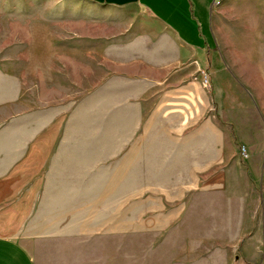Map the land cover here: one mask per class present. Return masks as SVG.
<instances>
[{"label": "rangeland", "instance_id": "1", "mask_svg": "<svg viewBox=\"0 0 264 264\" xmlns=\"http://www.w3.org/2000/svg\"><path fill=\"white\" fill-rule=\"evenodd\" d=\"M213 29L218 50L199 58L140 9L0 0V152L38 139L88 151L82 197L50 188L63 181L49 180L48 158L40 166L42 217L66 198L87 211L70 239H19L35 264H264L252 238L264 233V0H219ZM10 187L0 183V214L32 206ZM2 223L17 221L0 220V236L32 230Z\"/></svg>", "mask_w": 264, "mask_h": 264}, {"label": "crops", "instance_id": "2", "mask_svg": "<svg viewBox=\"0 0 264 264\" xmlns=\"http://www.w3.org/2000/svg\"><path fill=\"white\" fill-rule=\"evenodd\" d=\"M94 5L112 7L116 9H140L146 12L158 25L162 27L171 37L187 51L196 54L199 58H205L209 53H216L218 40L214 33V13L216 10V4L219 0H84ZM215 56V55H214ZM39 133V130H38ZM69 141H61L58 145L57 141L46 142L41 140H33L32 144L28 142L10 141L8 145V151L0 152V158H6L5 163H0V183H7L12 188L7 195L16 197H23L25 195L32 196V206L26 208L24 206V200L22 204L19 203L11 211H4L0 214V220L16 219L17 224L11 226L9 224H1L10 228H31L26 234L22 232H16L15 235H2L0 236V264H35L34 259L26 248V245L19 239H70L72 231H67L74 227V217L77 218L78 212L81 214L87 211V205L76 206L72 204V199H64L59 204L51 205L45 210L44 216L41 215L40 209V197L44 192L40 190V170L41 164L46 163L48 158L49 166V180L61 179L62 184L50 183V188L62 187L63 192L60 194L64 196H83L88 195V190L84 192L83 188L87 187L89 178L88 169V151H73L69 146ZM32 148V163L34 166V172L36 171V180L33 178V188L31 193L25 191L24 174L19 173L18 165L24 164L26 151ZM48 149V153L41 151V149ZM85 152V154L83 153ZM28 153V152H27ZM79 153V154H76ZM118 158L120 157V151L116 152ZM193 161L188 170L194 172L199 170L200 162ZM80 161V162H79ZM73 163H76L77 166ZM183 163V162H182ZM4 164V165H3ZM15 169V171H13ZM179 171L177 178H181L186 173L185 168ZM15 172V174H14ZM34 176V175H33ZM15 179L16 182L12 181ZM38 179V182H37ZM84 181V182H83ZM131 187L129 188V190ZM30 192V191H29ZM52 192H48L51 194ZM53 194H55L53 192ZM99 195V193H97ZM133 195L136 192H129ZM36 197L38 198L36 204ZM71 201V202H70ZM166 206L164 203L157 204L155 208L150 209L152 212L165 211ZM171 213L166 216L168 226L172 225V222H177L181 217L182 209L177 207L169 210ZM163 216V215H162ZM155 220L158 217H152ZM79 220L83 219V215ZM162 218L161 220H164ZM31 222V224H30ZM257 221L256 227H264V220ZM55 229L54 231L52 229ZM43 229H50V234L45 235ZM63 229V230H62ZM43 231V232H42ZM169 239H179L178 237H168ZM253 239H264V233L260 235V232L256 233L252 237ZM251 238V239H252ZM233 264H252L251 260L246 257L242 262H234Z\"/></svg>", "mask_w": 264, "mask_h": 264}, {"label": "built area", "instance_id": "3", "mask_svg": "<svg viewBox=\"0 0 264 264\" xmlns=\"http://www.w3.org/2000/svg\"><path fill=\"white\" fill-rule=\"evenodd\" d=\"M206 84H208V79H206Z\"/></svg>", "mask_w": 264, "mask_h": 264}]
</instances>
